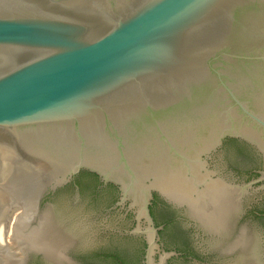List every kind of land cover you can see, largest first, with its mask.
Masks as SVG:
<instances>
[{"label": "water", "instance_id": "obj_1", "mask_svg": "<svg viewBox=\"0 0 264 264\" xmlns=\"http://www.w3.org/2000/svg\"><path fill=\"white\" fill-rule=\"evenodd\" d=\"M81 171L148 234L156 193L209 231L197 248L218 264H264V0H0V264L58 259L60 228L113 223L89 190L38 209Z\"/></svg>", "mask_w": 264, "mask_h": 264}, {"label": "flooded vegetation", "instance_id": "obj_2", "mask_svg": "<svg viewBox=\"0 0 264 264\" xmlns=\"http://www.w3.org/2000/svg\"><path fill=\"white\" fill-rule=\"evenodd\" d=\"M230 145L246 159H259L246 145L241 147L231 140L224 141L221 149ZM261 164L256 163L248 169L245 182L258 177ZM60 190H71L80 196L88 193L91 204L104 200L100 214L110 217L113 223L101 226L94 237L89 236V240L81 238L78 225H70L66 229L62 227L60 231L69 239L62 249V257L56 259L42 250L26 249L17 252L20 254L19 264H161L163 259L162 264H218L211 259V251L197 248V240L209 231L202 229L184 206L168 203L153 193L148 208L152 226L156 229L154 237L147 233L150 224L143 217L138 219L139 214L129 207V202L120 203L118 187L103 182L93 173L79 172L64 186L47 192L41 198L38 209L47 206L48 200ZM86 190L89 192L84 193ZM259 209L262 208H257L255 215ZM34 223L36 221H31L29 227L36 225ZM152 240L154 243H151Z\"/></svg>", "mask_w": 264, "mask_h": 264}, {"label": "trees", "instance_id": "obj_3", "mask_svg": "<svg viewBox=\"0 0 264 264\" xmlns=\"http://www.w3.org/2000/svg\"><path fill=\"white\" fill-rule=\"evenodd\" d=\"M228 140H231V141H234V142H237L240 144L241 147H245V144L241 143V142H238L237 140H234V139H228ZM241 149H244V148H241ZM261 168H262V164H261ZM82 172V171H81ZM87 172V171H85ZM91 173V172H90ZM94 174V173H93ZM96 177H98L96 174H94ZM256 217L257 218H260V219H264V208L262 209H259L257 210V214H256Z\"/></svg>", "mask_w": 264, "mask_h": 264}]
</instances>
